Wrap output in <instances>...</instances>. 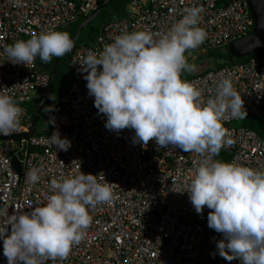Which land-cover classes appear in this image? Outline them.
I'll list each match as a JSON object with an SVG mask.
<instances>
[{"label":"built area","instance_id":"1","mask_svg":"<svg viewBox=\"0 0 264 264\" xmlns=\"http://www.w3.org/2000/svg\"><path fill=\"white\" fill-rule=\"evenodd\" d=\"M105 0H0V93L22 98L21 123L10 136H0V228L8 227L12 215L43 206L53 194V179L83 174L97 175L100 183H111L114 198L90 211L92 223L82 241L65 260H45L44 264H240L226 261L216 252L222 236L208 231L205 208L198 215L187 191L201 157L169 146L156 151L150 141L147 149L133 144L134 130L118 135L105 128L106 117L98 114L94 97L88 95L86 80L79 70L81 60L102 50L125 33L145 31L154 40L165 36L179 21L186 8L203 9L199 27L207 32L206 41L188 54L222 48L249 34L253 19L245 0H229L224 7L218 0H130L128 16L104 25L89 45L74 48L67 65L75 77L54 105L55 126L46 119L40 129L26 139L32 110L28 104L45 89L50 70L34 65H13L4 48L19 39L57 31L79 17H87ZM231 79L244 100L247 115L264 117V58L226 65L190 78L206 103L214 98L216 86ZM244 109L241 111L243 112ZM243 118L226 114L222 121L228 138L235 143L220 151L229 163L264 171V136L229 124ZM40 122V121H39ZM71 142L68 151H59L50 141L53 131ZM19 135L20 138L16 139ZM221 160L220 156L214 157ZM39 169L40 180L31 184L25 172ZM0 264H7L0 241Z\"/></svg>","mask_w":264,"mask_h":264},{"label":"clouds","instance_id":"2","mask_svg":"<svg viewBox=\"0 0 264 264\" xmlns=\"http://www.w3.org/2000/svg\"><path fill=\"white\" fill-rule=\"evenodd\" d=\"M202 12L199 7L186 8L158 40L145 31L117 36L102 50L90 51L79 70L85 74L88 95L94 97L98 114L106 117L107 130L117 135L124 129L134 130L133 144L145 150L152 141L156 151L172 146L201 157L187 193L198 215L205 208L210 210L207 225L222 236L210 255L218 254L229 262L238 259L240 264H264V171L214 159L222 148L235 143L222 121L226 114L247 117L244 100L229 78L219 81L214 98L206 103L198 88L181 79L182 72L196 70L185 53L207 39V32L199 27ZM259 44L256 38L254 47ZM73 48L67 32L50 30L6 46L4 54L11 64L28 66L37 57L50 63ZM48 99L56 100L51 95ZM22 102V98L0 93V136L17 131ZM54 111V103L45 109L52 126ZM50 141L59 151L71 147L58 130L52 132ZM39 171L29 169L25 179L36 184ZM96 177L80 171L73 177L53 179V194L43 206L12 215L8 227L0 228L7 264L67 259L92 223L90 211L114 198L111 183H100Z\"/></svg>","mask_w":264,"mask_h":264},{"label":"trees","instance_id":"3","mask_svg":"<svg viewBox=\"0 0 264 264\" xmlns=\"http://www.w3.org/2000/svg\"><path fill=\"white\" fill-rule=\"evenodd\" d=\"M129 1L130 0H112L108 4V6L111 7L110 10L112 9L113 13L109 14L106 18H100L101 21L97 25L93 23L95 21L94 20L92 23H90L86 27H84V29L80 32L79 41L76 43L75 48L82 46V45H89L95 39L97 34L101 31L102 27L104 25H106L107 23L112 22V21H117V20H120V19L128 16V14L126 12V5L128 4ZM228 2H229V0H218L217 5L224 7L228 4ZM104 11H105V8H103L97 14V16L100 13H103ZM83 19H84L83 17H79V18H77V20L70 23L71 25L69 24L72 28L68 31H65V32H67L69 34L70 38L73 36L76 27L83 21ZM67 26H65V27H67ZM61 28H63V27H61ZM19 40H22V39H19ZM226 47H227V45L223 48L210 49V50H207L206 52H204L205 53L204 56L207 59L212 60V65L206 71L215 70V69L221 68V67L226 66V65L243 63V62H246L253 57H263L264 58V50L259 51L258 53L246 56V57L233 58L226 51ZM67 55L68 54H66L64 57L61 58V60L63 59V62H64L63 64H64V68H65L66 72L64 73L60 70V65H61V60H60V64H59L56 76H55L54 81L50 87L49 93L46 97L45 104L43 105V108L41 110L42 115H41L40 121L42 123L46 119H48V116L45 115V109L50 107V105H52L53 103L55 105L58 98L67 90L69 85L71 83H73L75 80L74 75L72 74V72L70 71V69L67 65V59H68L70 54L68 56ZM54 59L55 58H53L50 63H44L43 62V64H40L39 60L36 59V63L40 67L46 66L47 68H49V70H51ZM194 62L195 61H192L191 64H194ZM205 72H202V73H205ZM202 73H200V74H202ZM182 76H183V78H190V77H193L194 74H192V72L191 73L182 72ZM50 95L55 97V99H56L55 102L48 99V97ZM37 103H38V96H35L33 98V100H31V102L27 106L30 110H33L34 108H36ZM229 125L235 126V127H242L244 129H248V130H252V131L256 132L258 135L264 136V117L247 115V117H245L241 120H238V121L231 122ZM219 156L221 158L220 161L229 162V160H230L228 155L224 154V152H222V151H220Z\"/></svg>","mask_w":264,"mask_h":264},{"label":"water","instance_id":"4","mask_svg":"<svg viewBox=\"0 0 264 264\" xmlns=\"http://www.w3.org/2000/svg\"><path fill=\"white\" fill-rule=\"evenodd\" d=\"M112 0L103 1L97 9H95L90 15L85 17L83 21L76 27L73 36L71 39L74 41V48L76 43L79 41L80 32L86 27L88 24L93 22L97 16V14L106 7ZM249 9V13L253 19V27L249 34L240 37L231 41L227 47L226 51L233 58H242L246 57L259 51L264 50V0H245ZM259 38L260 44L254 47L255 39ZM73 48V49H74ZM70 53H68L69 55ZM67 55V56H68ZM61 58H55L53 65L50 70V78L47 86L43 89L38 95V103L36 108L32 110V123L30 130L24 135L26 139H28L33 133L36 127V124L40 121L41 118V110L43 105L45 104L46 97L49 93L50 87L54 81L56 76ZM20 136L17 135L16 139H19Z\"/></svg>","mask_w":264,"mask_h":264},{"label":"rangeland","instance_id":"5","mask_svg":"<svg viewBox=\"0 0 264 264\" xmlns=\"http://www.w3.org/2000/svg\"><path fill=\"white\" fill-rule=\"evenodd\" d=\"M105 11L103 13H100L96 18L95 21L93 22L94 24H99L101 19L100 18H106L109 14L113 13V10H110V6H106L104 7ZM92 23V22H91ZM71 25V24H70ZM68 24L67 27H63V28H59L57 31L59 32H65L70 30L72 27ZM23 41H27V38H22ZM223 48V47H222ZM224 50V49H223ZM205 53H197L194 54L192 56V54H188L187 55V61L189 64H191L192 61H195L193 65H195L196 70L194 72H192V74L196 75V74H200L202 72H205L206 70L209 69V67L212 65V60L207 59L204 56ZM37 60H39L40 64H43V62L37 57ZM63 59L61 60V65H60V70L62 72H66L65 68H64V64H63ZM63 64V65H62ZM43 69L49 70V68H47L46 66H43ZM40 126H42V122H38L37 123V128L36 130L38 131V129H40ZM210 230V228L208 227V231Z\"/></svg>","mask_w":264,"mask_h":264},{"label":"crops","instance_id":"6","mask_svg":"<svg viewBox=\"0 0 264 264\" xmlns=\"http://www.w3.org/2000/svg\"><path fill=\"white\" fill-rule=\"evenodd\" d=\"M43 68V67H42Z\"/></svg>","mask_w":264,"mask_h":264}]
</instances>
